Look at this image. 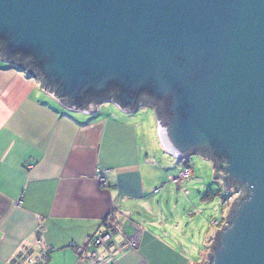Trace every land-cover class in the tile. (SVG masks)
Returning a JSON list of instances; mask_svg holds the SVG:
<instances>
[{
    "label": "water",
    "instance_id": "water-1",
    "mask_svg": "<svg viewBox=\"0 0 264 264\" xmlns=\"http://www.w3.org/2000/svg\"><path fill=\"white\" fill-rule=\"evenodd\" d=\"M0 58L70 112L152 106L170 156L240 190L206 264H264V0H0Z\"/></svg>",
    "mask_w": 264,
    "mask_h": 264
},
{
    "label": "crops",
    "instance_id": "crops-1",
    "mask_svg": "<svg viewBox=\"0 0 264 264\" xmlns=\"http://www.w3.org/2000/svg\"><path fill=\"white\" fill-rule=\"evenodd\" d=\"M40 84L0 58V264L35 249L36 238L53 249L46 264H85L75 247L107 219L129 222L128 234L141 231L139 250L116 264H186L129 220L147 205V184L156 177L138 110L70 112Z\"/></svg>",
    "mask_w": 264,
    "mask_h": 264
},
{
    "label": "rangeland",
    "instance_id": "rangeland-1",
    "mask_svg": "<svg viewBox=\"0 0 264 264\" xmlns=\"http://www.w3.org/2000/svg\"><path fill=\"white\" fill-rule=\"evenodd\" d=\"M115 109L113 104L100 106L102 112ZM138 112L145 120L153 147L150 157L156 177L147 184V205L130 213L129 220L158 236L163 245L182 256L186 264H206L207 255L211 254L209 245L215 240L213 235L224 226L231 208L229 200L224 205V194L237 191L224 190L222 180L213 178L215 168L211 160L197 155L182 160L170 156L160 142L153 108L143 105ZM186 169L191 171L188 182L182 181L176 186L170 181ZM219 174L222 176L223 172ZM214 220L219 222L217 227L212 225Z\"/></svg>",
    "mask_w": 264,
    "mask_h": 264
},
{
    "label": "built area",
    "instance_id": "built-area-1",
    "mask_svg": "<svg viewBox=\"0 0 264 264\" xmlns=\"http://www.w3.org/2000/svg\"><path fill=\"white\" fill-rule=\"evenodd\" d=\"M190 179L191 171L186 169L181 172L178 178H170V181L179 186L182 181L188 182ZM100 185L106 187L103 179L100 180ZM239 194L240 191L224 194V199H226L224 205L229 200L232 206ZM128 224L130 223L127 221L116 224L115 221L107 219L103 227L89 238L87 243L75 247L79 259L85 264H116L128 254L138 251L141 231L135 228L134 234H128L126 230ZM218 224V221H212L214 227H217ZM227 225L228 223L224 224L225 227ZM52 251L53 249L47 247L40 238H36L35 249L22 248L13 264H46Z\"/></svg>",
    "mask_w": 264,
    "mask_h": 264
},
{
    "label": "trees",
    "instance_id": "trees-1",
    "mask_svg": "<svg viewBox=\"0 0 264 264\" xmlns=\"http://www.w3.org/2000/svg\"><path fill=\"white\" fill-rule=\"evenodd\" d=\"M17 65H19L18 63H17ZM211 197H213V195H210Z\"/></svg>",
    "mask_w": 264,
    "mask_h": 264
}]
</instances>
